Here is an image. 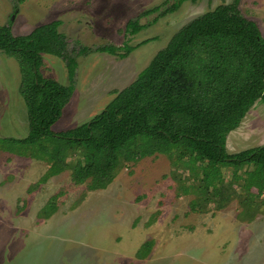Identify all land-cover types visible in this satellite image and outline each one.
<instances>
[{
  "label": "rangeland",
  "instance_id": "374dc122",
  "mask_svg": "<svg viewBox=\"0 0 264 264\" xmlns=\"http://www.w3.org/2000/svg\"><path fill=\"white\" fill-rule=\"evenodd\" d=\"M174 1L0 0V26L11 25L13 36H26L50 21L62 22L68 64L44 55L40 68L43 78L72 88L53 132L92 120L179 31L207 12L227 8L230 17L239 12L264 38V0H240L237 7L234 0H193L166 13ZM156 8L140 17V32L131 35L126 25ZM126 44L132 50L123 59L101 51ZM69 65L75 67L73 75ZM20 83L16 60L0 52V139L28 135ZM253 100L240 124L227 134L229 154L264 144V103ZM251 169L245 167L237 177ZM46 170L45 162L0 152V202L13 198L3 217L0 204V264H264V195L248 197L251 205L244 202L248 192L243 179H233L232 167L222 169V189L229 191L232 185L234 199L222 210L216 202L206 204L202 213L191 212L195 197L178 190L195 184L194 177L173 168L166 156L134 157L105 189L95 191L88 183H73L70 171L37 183ZM53 196H58L56 209L47 210Z\"/></svg>",
  "mask_w": 264,
  "mask_h": 264
},
{
  "label": "trees",
  "instance_id": "16d2710c",
  "mask_svg": "<svg viewBox=\"0 0 264 264\" xmlns=\"http://www.w3.org/2000/svg\"><path fill=\"white\" fill-rule=\"evenodd\" d=\"M187 1L193 0H175L165 12H174ZM239 1L234 0L235 7ZM155 12L157 8L130 21L129 33H139L140 17ZM230 16L224 8L191 21L98 115L60 133L51 128L62 117L72 88L43 78L40 68L43 55L68 64V40L58 31L61 22L39 26L26 36H13L11 25L0 26V52L19 66V94L28 122L26 138L0 139V152L45 162L47 170L39 184L70 171L73 183H88L91 191L105 189L134 157L166 156L173 168L194 177L190 188H178L195 197L190 203L193 213H202L212 202L222 210L234 199L232 185L229 191L222 189V169L228 167L234 169L233 179H243L249 195L244 202L263 197L264 144L229 154L225 139L254 98L264 103V38L239 12ZM131 50L127 44L101 49L121 59ZM67 67L73 75L75 67ZM245 167L252 169L237 177ZM57 197L49 199L47 210L56 209Z\"/></svg>",
  "mask_w": 264,
  "mask_h": 264
},
{
  "label": "crops",
  "instance_id": "0c3cea01",
  "mask_svg": "<svg viewBox=\"0 0 264 264\" xmlns=\"http://www.w3.org/2000/svg\"><path fill=\"white\" fill-rule=\"evenodd\" d=\"M55 21H58V20H55ZM60 21V20H59ZM51 22H54V21H50L49 23H51ZM61 22V21H60ZM48 24V23H47ZM43 25H45V24H43ZM40 26H42V25H40ZM62 26V22H61V25L59 26V28H58V31L60 32V27ZM39 27V26H38ZM37 28V27H36ZM61 33V32H60ZM63 34V33H62ZM44 56V55H43ZM7 154V153H6ZM11 155V154H10ZM11 156H14V155H11ZM8 176H9V174H8ZM11 176V175H10ZM13 177V176H12ZM14 178H15V176H14ZM5 180H6V176L4 177V179H3V183L5 182ZM15 182L16 183H20L18 180H16L15 179ZM23 183V182H22ZM37 184V183H36ZM34 185V184H33ZM5 186V185H4ZM32 186V184L31 185H29L28 186V188H27V192H28V190L30 189V187ZM4 191L6 192V190L4 189ZM4 198H6V197H4ZM16 198V197H15ZM17 199V201H16V203L17 202H19L20 201V199H19V197H17L16 198ZM3 201L2 202H0V204H4V206H3V214H2V217L7 213V211H8V204L10 205L11 204V201L13 200V198L12 199H8V201H5L4 199H2ZM6 205V206H5ZM1 211H2V207H0V213H1ZM18 212V211H17ZM22 215H19L18 217H21ZM18 217L17 218H12V221H14V220H17V221H19V222H22L20 219H18ZM31 218V217H30ZM9 221H11L10 219H8ZM33 220H34V224H35V220H37V216H34L33 217ZM23 223V222H22ZM21 229H24V228H21ZM33 227L32 228H30V231L32 232L33 231Z\"/></svg>",
  "mask_w": 264,
  "mask_h": 264
}]
</instances>
